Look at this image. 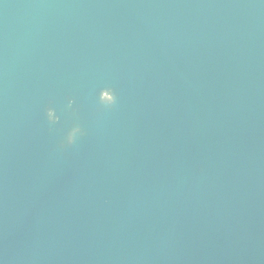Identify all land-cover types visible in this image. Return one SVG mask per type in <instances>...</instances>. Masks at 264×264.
<instances>
[{
	"label": "water",
	"instance_id": "water-1",
	"mask_svg": "<svg viewBox=\"0 0 264 264\" xmlns=\"http://www.w3.org/2000/svg\"><path fill=\"white\" fill-rule=\"evenodd\" d=\"M0 264H264V0H0Z\"/></svg>",
	"mask_w": 264,
	"mask_h": 264
}]
</instances>
